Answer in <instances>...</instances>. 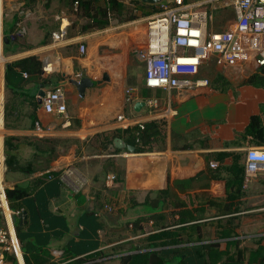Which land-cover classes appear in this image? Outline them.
Wrapping results in <instances>:
<instances>
[{
  "label": "crops",
  "instance_id": "0c3cea01",
  "mask_svg": "<svg viewBox=\"0 0 264 264\" xmlns=\"http://www.w3.org/2000/svg\"><path fill=\"white\" fill-rule=\"evenodd\" d=\"M118 1L125 14L82 33L79 4L0 0V180L6 190L28 192L9 204L19 214L2 220L20 242L16 264H259L264 172L245 178L244 166L249 150L264 151V68L219 67L210 56L197 73L207 86L145 88L137 51L160 3ZM233 1L185 3L208 13V33H223L234 25ZM20 20L22 37L15 35ZM28 58L41 73L16 69L7 89V65ZM77 73L94 82L83 93L72 83ZM58 85L61 115L42 105ZM127 87L137 89L131 102ZM139 124H155L157 142L132 154L124 146ZM116 139L124 146L114 147ZM67 168L72 184L61 179Z\"/></svg>",
  "mask_w": 264,
  "mask_h": 264
},
{
  "label": "built area",
  "instance_id": "2783aa9c",
  "mask_svg": "<svg viewBox=\"0 0 264 264\" xmlns=\"http://www.w3.org/2000/svg\"><path fill=\"white\" fill-rule=\"evenodd\" d=\"M77 4L75 1L74 6ZM187 7L185 0L162 2L159 4L160 12L147 19L146 42L137 51V56L144 63L145 88L169 90L207 86L208 79L197 78V73L200 64L210 56L216 57L219 67L242 68L248 65L257 69L264 66V0H234L231 3L234 25L223 33H208V13ZM21 15L25 18L29 12H21ZM22 21L16 25L15 35L18 37L24 36L26 32ZM61 35L65 33L61 32ZM79 52H84L83 45L79 46ZM73 78L78 81L81 74L77 73ZM136 96L137 89L134 87L125 89L126 102H131ZM146 103L150 108L157 106L153 99H148ZM42 105L47 113L64 114L66 106L63 87L58 85L48 91L42 99ZM117 120L123 121L121 116ZM122 126L127 127L124 123ZM138 127L140 130L144 128L143 124ZM2 128L3 118L0 114V130ZM209 166L213 169L216 163L211 162ZM261 169L264 172V151L249 150L244 166L245 178L254 176ZM72 175L73 171L67 168L61 179L72 184ZM114 179V174L107 177L108 181ZM7 212H11V215L19 214L10 209L6 188L0 180V264H8V254L16 259L21 256L19 240L2 225Z\"/></svg>",
  "mask_w": 264,
  "mask_h": 264
},
{
  "label": "trees",
  "instance_id": "16d2710c",
  "mask_svg": "<svg viewBox=\"0 0 264 264\" xmlns=\"http://www.w3.org/2000/svg\"><path fill=\"white\" fill-rule=\"evenodd\" d=\"M78 2V13L82 19H85V24L80 27L82 33L89 32L94 29H102L109 20V16L114 15L121 17L127 12L125 5L118 0H67L70 4ZM137 3L136 1H132ZM133 16H128L132 19ZM260 67L259 69H263ZM26 72L29 74L39 75L41 73V63L36 58H28L19 60L10 65H7L5 70V85L7 89L12 88V78L19 77V72ZM254 77H249L252 80ZM130 137L128 143L135 148L136 153L148 152L152 148L153 143L157 142L158 130L155 124L145 125L142 130L139 127H133L128 131ZM28 195V192L18 187L12 190H6V197L9 204L12 201L21 200ZM264 248L259 249L261 258L259 264H264ZM10 264H16L13 256L9 258ZM232 264H239L236 260ZM227 264V263H225ZM249 264V263H248Z\"/></svg>",
  "mask_w": 264,
  "mask_h": 264
},
{
  "label": "water",
  "instance_id": "95a60500",
  "mask_svg": "<svg viewBox=\"0 0 264 264\" xmlns=\"http://www.w3.org/2000/svg\"><path fill=\"white\" fill-rule=\"evenodd\" d=\"M135 1H139L141 3H144V4H158V3H161L162 0H135ZM170 1H168L169 3ZM74 86H76V88L79 90L80 93H83V89H85L86 86H93L94 82L92 80H90L89 78H82V79H79L78 81H75V82H72ZM96 84H98V82H96ZM40 97H43L44 96V93L43 92H40L39 93ZM143 103H137L135 104V110H138L140 106H142ZM114 147L116 148H121L123 147L124 145L122 144L121 140L119 139H116L113 143ZM126 147V149L134 154V151H135V148L133 146H124Z\"/></svg>",
  "mask_w": 264,
  "mask_h": 264
},
{
  "label": "rangeland",
  "instance_id": "374dc122",
  "mask_svg": "<svg viewBox=\"0 0 264 264\" xmlns=\"http://www.w3.org/2000/svg\"><path fill=\"white\" fill-rule=\"evenodd\" d=\"M138 76L141 78V80H143V71L138 72L136 77H138Z\"/></svg>",
  "mask_w": 264,
  "mask_h": 264
}]
</instances>
